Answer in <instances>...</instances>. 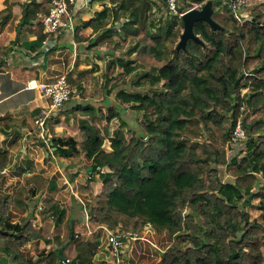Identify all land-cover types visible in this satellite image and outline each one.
<instances>
[{"label": "trees", "instance_id": "1", "mask_svg": "<svg viewBox=\"0 0 264 264\" xmlns=\"http://www.w3.org/2000/svg\"><path fill=\"white\" fill-rule=\"evenodd\" d=\"M53 1L36 5L5 0L6 8L0 11V50L7 55L13 51V40L8 46L4 43L17 21L18 27L34 22L42 26L39 14H48ZM112 1L116 6L105 7L94 18L96 38L89 49L134 40L130 51L134 57L127 63L111 62L102 89L108 82L130 77L134 90L113 84L110 91L111 95L117 91L115 97L131 105L127 112L145 113L138 122L140 131L132 130L129 139L124 131H116L107 151L104 137L93 126L101 116L91 104L78 106L76 113L93 122L82 144L88 156L94 155L92 180L87 184L90 220L88 226L71 221L67 246L57 242L37 258L27 247L40 243L44 230L29 219L19 224L11 217L14 209L28 210L26 191L15 196L1 193L8 184L3 172L14 163L19 138L0 149V264H63L66 260L65 264H121L96 255L97 233L103 226L140 237L149 229L157 236L166 234L171 242L158 264H264V10L255 9L250 20L242 21V16L225 7L231 0H180L179 15L171 16L164 2ZM67 2L70 11L73 4ZM208 3L219 29L197 21L194 34L201 43L190 39L185 49H179L181 14ZM16 8L20 15L15 14ZM118 66L123 72L114 76ZM67 78L83 90V79L71 74ZM109 113L110 119H122L119 112ZM9 117L0 119V127ZM239 123L246 136L244 146L232 144ZM51 142L61 157L79 153L73 138ZM229 143L237 152L231 156L222 151ZM245 151L247 156L239 159ZM225 167L232 176L226 181ZM40 178L47 186L48 181ZM53 210L59 223L64 212L58 206ZM68 246L75 251L71 259L64 255Z\"/></svg>", "mask_w": 264, "mask_h": 264}, {"label": "crops", "instance_id": "2", "mask_svg": "<svg viewBox=\"0 0 264 264\" xmlns=\"http://www.w3.org/2000/svg\"><path fill=\"white\" fill-rule=\"evenodd\" d=\"M4 1L0 0V11L6 8ZM27 1L34 2L36 5L42 3V0ZM106 6L114 7L116 4L112 0H76L70 10L71 27L63 28L55 33L48 31L44 25L40 26L38 22L18 27L17 21V28L10 33V38L4 43V46H8L13 40L15 42L13 51L7 55L5 51L0 50V69L3 70L0 72V119L7 115L10 116L6 124L0 127V149L9 148L16 138H19L14 150V163L6 170L8 184L1 193L5 192L7 194L5 196H15L20 190L26 191L24 198L29 206L28 210L24 213L20 209H14L11 217L15 223L19 224L29 219L35 228L43 229L45 237L40 241L41 245L45 241L50 246V240H46L47 233H49L48 237L52 234L48 228L50 220H54L53 229L63 226V235L68 231L70 233L73 228L71 221L88 226L90 220L86 206L87 184L92 180L89 170L92 169L94 155L88 156L81 145L86 140V133L93 123L89 116H81L76 113V110L80 105L91 104L96 110L94 113L98 115L101 109L108 107L107 110L110 112L117 105L115 102L118 100L115 97L117 91L112 95L110 91L115 81L108 83L105 91L102 85L98 87L97 98H95L90 94L94 88L90 85L85 87L92 73L83 74L81 72L90 68L91 62L87 63L88 57L96 54L94 48L89 49L91 39L96 38L94 18ZM15 14H21L19 8L15 9ZM41 15L39 14V17ZM19 31L20 36L17 41ZM111 44L102 45L104 52L100 53L102 56L100 57L103 61L92 59L99 65V67H94V72H97L94 75L102 71L103 63L117 57H111L113 56L111 52H105ZM120 54L117 60L124 63L130 61L126 60L129 55L131 57L130 53L120 52ZM4 60L6 65H3ZM117 68L123 72L120 66ZM69 74L76 79L84 80L83 90L79 91L72 86L76 95L72 96L62 111L50 118L46 127V135L42 138L38 133L35 120L41 110L47 107L48 102L40 91L27 90L25 87L30 80L50 83L62 76L68 77ZM103 117L101 115V119ZM98 122L99 120L96 121L97 125H99ZM70 138L77 141L79 153L70 158L61 157L56 153L51 140ZM39 177L48 181V185L41 182ZM36 179L38 180L35 181ZM41 185L44 187L42 188ZM56 206L64 212V217L59 223L58 218L53 215V207ZM145 233L146 240L139 239L126 244L125 248L130 243L134 245L132 248L134 260L131 259L128 263L123 262L124 253H122L121 264H157L160 262L159 255L170 245V238L166 234L157 236L151 229L146 230ZM97 234L98 245L95 251L98 259L112 260L108 228L103 226ZM148 240H155L156 246L152 247ZM40 243L31 244L37 246Z\"/></svg>", "mask_w": 264, "mask_h": 264}, {"label": "rangeland", "instance_id": "3", "mask_svg": "<svg viewBox=\"0 0 264 264\" xmlns=\"http://www.w3.org/2000/svg\"><path fill=\"white\" fill-rule=\"evenodd\" d=\"M228 6H229V4L226 5L225 7L227 8ZM255 9L264 10V0H249V3H248L247 7L244 10V17L242 16L241 20L242 21L250 20L252 18V16H253V11ZM155 11L157 12V9H155ZM171 15H174V14L170 12V16ZM181 30H182V33H183V30H184L183 26H182ZM134 44H135L134 40H130L126 45H121L119 41H115V42H112L111 46L107 47L108 50H107V48L105 49V52L106 51L107 52H111L113 54V56H111V57H114V56L119 57V56H121L120 52H124L125 54H129L131 49L133 48ZM94 49H95L94 52L96 54L92 55L91 57H88V61H87V63L89 61L91 62L90 63L91 64L90 65L91 69L89 68L88 70L81 71V72H83V74H91L92 73L90 75L91 79H90L89 83L85 87H87L88 85L92 86L94 89L96 87V90L93 89V91L90 94H91V96L97 98L96 91L98 92V89H99L98 87H100L101 85H102V88L105 86V82H106L105 75H106V73L109 70L108 68L110 66V63L113 62V61H116L117 57H114V58L110 59L108 62H105V63L102 62L103 63L102 64V71H100V73H98L97 75H94V74L97 73V72H94V67H99V65L94 63L92 61V59L102 60L101 59L102 56L100 55V53L104 52V47L99 46V47H94ZM133 57L134 56L131 55V57H130V55H129V57H127L126 60H128V61L132 60ZM121 72H122V70L120 68H117V69L114 70L113 75L116 74L114 76H117ZM152 75L153 76H157L158 74H152ZM95 76H97V77H95ZM129 78L130 77H127L126 79H124L122 81H117V82H115V84L119 86V89L134 90L132 84L130 83L131 79H129ZM69 84H70L71 87L73 86L71 83H69ZM161 85H162V83H160V88H161ZM83 86H84V83H83ZM73 88H72V90H74ZM73 95L75 96L76 94L73 93ZM88 102H90V101H88ZM115 102L117 103V105L114 106V107L112 106L113 107L112 108V112L121 113L122 114V116H121L122 119H120V118H113V119L108 118L107 115H108L109 110H107V108H108L107 107L106 109H101V112L99 113L100 115L98 114L99 116H101V115L104 116L102 119L99 120V122H98L99 125H97L96 122L94 123L95 125H93L94 127L98 128V130L101 132L102 136L104 137L103 145H104V149L107 150V151L111 150V138H115V134L114 133L116 131H124L126 133L128 139L132 137V133H131L132 130L140 131V127H139V123L138 122L143 120V115L145 114L144 112L143 113H138V112L137 113L136 112L133 113L131 111L127 112L128 110H130L131 105H129V104L128 105H124L121 102L120 99H118ZM63 107L59 111H57V113L62 111ZM121 107H123V109H125V113L122 112V108ZM119 117H120V114H119ZM245 140L246 139H244V141H242V143H241L242 146H244ZM222 151H225L229 156H231L233 154V152H235V154L237 153L233 149V147H232V145L230 143L227 146H225L222 149ZM246 156H247V151L241 153V155H239V159L245 158ZM224 170H226V175H224L225 177H224L223 180L226 181L228 178H231L232 176L229 174L227 167H225ZM90 171L91 170H89V173H90ZM2 194L3 195H7L5 192H3ZM53 221L54 220H50V223H48V228L50 229L52 234H50V237H48L49 233H47L48 235H46V240H50V242H52V245L49 246V245H47L45 243V241H43V243H44L43 245H41V243H40L41 247H40V245L34 246V244H30L31 246L29 245L30 247H27V250H30L29 252L35 258L40 257V255L51 251L53 249V247H54V244L57 243V242H60L61 244H66V243L68 244V242H69V237H70L69 231L66 232L65 235H63V233H64L63 226L62 227H56L55 229H53V225H54ZM152 231H154V230H152ZM144 237H146V233L145 232H143V234L141 235L140 239L146 240V238H144ZM148 241L152 245V247L156 246L155 240H148ZM133 247H134V245L132 243H130L127 248H124V250H123L124 255L122 254L123 255L122 256V261L123 262H127L128 263L131 259L134 260L133 254H132V251H133L132 248ZM64 255H65L66 258H69V259L73 258L75 256L74 248L72 246H68L66 251H65V253H64ZM159 256H160V258L162 257L161 254Z\"/></svg>", "mask_w": 264, "mask_h": 264}, {"label": "built area", "instance_id": "4", "mask_svg": "<svg viewBox=\"0 0 264 264\" xmlns=\"http://www.w3.org/2000/svg\"><path fill=\"white\" fill-rule=\"evenodd\" d=\"M158 3H166L169 12L174 15H179V3L180 0H156ZM72 4L76 0H70ZM249 0H231L230 9L239 18L243 16V10L248 5ZM201 7V6H199ZM40 22L45 26V28L52 32H58L63 28L71 27L70 11L68 9L67 0H54L50 4V11L48 14H42L40 16ZM27 90L36 89L43 94L46 98L48 104L46 108H43L39 115L36 117L35 125L38 129V133L44 138L46 135L47 123L52 116H54L57 111H59L67 102L70 101L74 91L68 82L67 76H62L57 80L50 83H43L39 80H30L26 87ZM246 139L245 133L240 125L236 127L233 135L232 144H237V142H242ZM239 140V141H238ZM6 171L3 172V174ZM140 239L138 233L125 232L121 229L109 230L108 229V242L111 255L113 258L120 261L121 255L126 244L129 241H135ZM68 260L64 261L63 264L67 263Z\"/></svg>", "mask_w": 264, "mask_h": 264}, {"label": "water", "instance_id": "5", "mask_svg": "<svg viewBox=\"0 0 264 264\" xmlns=\"http://www.w3.org/2000/svg\"><path fill=\"white\" fill-rule=\"evenodd\" d=\"M218 5V3L216 4ZM27 10L25 11L26 16ZM213 10L211 3H208L202 10H191L183 16V33L181 35L180 42L178 44L179 49H185L188 40L192 39L197 43H201V40L194 34V24L197 21L208 22L213 29H219V25L212 18ZM20 36V31L17 35V41ZM73 238V235H72ZM58 264H61L59 262Z\"/></svg>", "mask_w": 264, "mask_h": 264}, {"label": "clouds", "instance_id": "6", "mask_svg": "<svg viewBox=\"0 0 264 264\" xmlns=\"http://www.w3.org/2000/svg\"><path fill=\"white\" fill-rule=\"evenodd\" d=\"M180 6V5H179ZM199 6H201V5H196V6H194L192 9H190L189 11H191V10H202L203 8H202V6L201 7H199ZM189 11H187V12H189ZM187 12H185L184 14H181V16H184ZM40 18V17H39ZM39 21H40V19H39ZM73 96V95H72ZM71 100V99H70ZM68 103V102H67ZM66 103V104H67Z\"/></svg>", "mask_w": 264, "mask_h": 264}, {"label": "bare ground", "instance_id": "7", "mask_svg": "<svg viewBox=\"0 0 264 264\" xmlns=\"http://www.w3.org/2000/svg\"><path fill=\"white\" fill-rule=\"evenodd\" d=\"M109 83V82H108ZM114 84V83H113ZM72 102V101H71ZM73 106V105H72Z\"/></svg>", "mask_w": 264, "mask_h": 264}]
</instances>
